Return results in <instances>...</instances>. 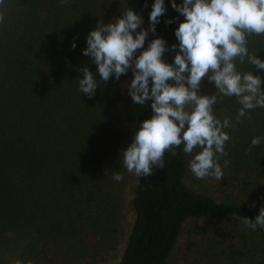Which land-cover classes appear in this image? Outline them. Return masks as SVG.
Listing matches in <instances>:
<instances>
[{"label":"trees","instance_id":"16d2710c","mask_svg":"<svg viewBox=\"0 0 264 264\" xmlns=\"http://www.w3.org/2000/svg\"><path fill=\"white\" fill-rule=\"evenodd\" d=\"M153 3L0 4V264H95L116 250L128 208L132 221L117 264H264V230L242 223L244 217L254 221L264 207V108L236 123V97L213 105L215 118L233 125L222 129L230 139L218 159L220 181L197 179L183 144L175 156L165 153L164 169L137 179L120 152L153 112L150 101L141 106L128 94L132 71L101 81L92 98L79 90L83 67L100 81L96 64L83 55L97 21L108 24L130 8L147 29ZM165 8L144 48L163 38L169 51L162 58L172 63L179 51L171 50L178 43L174 32L184 17L171 0ZM246 46L264 60V35H249ZM235 63L237 71L260 76L264 91V70L247 59ZM215 93L214 82L203 78L200 94ZM254 137L261 143L248 152ZM114 172L123 180H113Z\"/></svg>","mask_w":264,"mask_h":264},{"label":"clouds","instance_id":"9594fccd","mask_svg":"<svg viewBox=\"0 0 264 264\" xmlns=\"http://www.w3.org/2000/svg\"><path fill=\"white\" fill-rule=\"evenodd\" d=\"M171 7L184 17L174 32L178 43L171 50L179 51L172 63L162 58L169 51L163 38L152 39L144 48L149 33H155L159 18L166 12L165 0H154L147 29L141 27L142 17L130 8L108 24L97 21V27L87 35L83 55L96 64L100 81L88 67H83L79 69L83 73L79 90L92 98L101 81L106 83L113 76L119 80L131 70L128 94L133 103L141 106L150 101L153 115L141 122L132 142L120 152L127 172L137 179L152 175L154 168H165V153L175 156V149L183 144V152L193 157L189 168L194 176L220 181L224 173L218 159L226 154L224 145L230 139L222 129L233 125L229 118L222 122L215 118L213 105L220 97H236L241 105L236 123L249 110L264 108L261 77L251 71H237L235 63L237 58L240 63L247 59L256 69L264 70V60L256 53L250 54L246 46L249 35H264V0H183L182 4L171 0ZM3 20L0 13V22ZM72 47H76L74 42ZM138 49L143 50L136 55ZM205 77L214 82V95L200 94ZM261 140L252 138L247 151ZM112 179L119 182L123 176L114 172ZM242 223L252 230H264V207L254 221L244 217Z\"/></svg>","mask_w":264,"mask_h":264},{"label":"rangeland","instance_id":"374dc122","mask_svg":"<svg viewBox=\"0 0 264 264\" xmlns=\"http://www.w3.org/2000/svg\"><path fill=\"white\" fill-rule=\"evenodd\" d=\"M133 135V133H131ZM127 207V206H126ZM126 218L122 220V222L119 225V231L117 233L118 241L116 244V250H108L109 253L104 257L103 260L97 261L95 264H117L119 261V258L121 256V250L124 246L126 236L129 232L130 222L132 221V213L131 210L126 209ZM180 256H176L174 258V263L178 262ZM180 260V259H179Z\"/></svg>","mask_w":264,"mask_h":264}]
</instances>
